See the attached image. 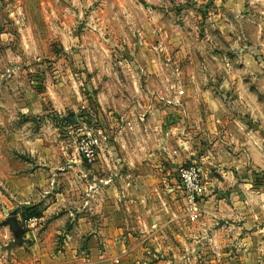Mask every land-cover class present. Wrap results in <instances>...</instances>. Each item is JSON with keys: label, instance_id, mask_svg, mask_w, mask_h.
I'll return each instance as SVG.
<instances>
[{"label": "crops", "instance_id": "0c3cea01", "mask_svg": "<svg viewBox=\"0 0 264 264\" xmlns=\"http://www.w3.org/2000/svg\"><path fill=\"white\" fill-rule=\"evenodd\" d=\"M211 1L207 18L233 40L229 49L245 67H264V0ZM237 20L254 28L256 42L223 33L224 21ZM163 33V42L137 46L144 59L123 62L131 94L123 108L107 109V139L92 163L77 151L65 157L62 140H17L0 126V219L13 213L23 221L32 209L44 218L23 233L29 264H194L197 257L198 264H264V124L223 101L208 70L197 76L187 43ZM176 71L186 118L153 96L169 91ZM189 163L204 180L193 211L176 174Z\"/></svg>", "mask_w": 264, "mask_h": 264}, {"label": "rangeland", "instance_id": "374dc122", "mask_svg": "<svg viewBox=\"0 0 264 264\" xmlns=\"http://www.w3.org/2000/svg\"><path fill=\"white\" fill-rule=\"evenodd\" d=\"M212 4L211 0H0L1 129L9 127L17 140L49 143L57 138L63 141L64 156L74 157L80 132L102 128L107 109L123 108L125 96L131 94L123 62L144 59L136 48L141 42H163L166 36L159 33L167 31L187 43L199 78L208 70L218 82L214 91L225 93L223 101L252 116L250 121L264 124V67H245L241 56L229 49L233 40L223 37L216 22L207 18L215 8ZM241 23L224 21L221 28L223 33L227 29L238 34L239 43L256 42L254 28L246 20ZM154 29L160 30L157 36ZM141 31L145 34L139 40ZM181 53L187 55L185 50ZM5 219H0V264H29L30 241L15 238L3 224ZM172 230L183 235L182 228ZM208 247L214 253L215 244ZM199 251L195 247L194 252ZM193 261L198 264L200 258Z\"/></svg>", "mask_w": 264, "mask_h": 264}, {"label": "built area", "instance_id": "2783aa9c", "mask_svg": "<svg viewBox=\"0 0 264 264\" xmlns=\"http://www.w3.org/2000/svg\"><path fill=\"white\" fill-rule=\"evenodd\" d=\"M174 81L168 86V90L159 91L153 94L154 100L164 104L179 108L184 118L188 115L182 103L183 86L180 81L178 72H175ZM185 120V119H183ZM185 123L184 121L182 122ZM107 139L106 133L101 127H88L80 132L76 144V151L79 157L87 163H92L98 156L100 144ZM178 179V188L182 192V196L186 202L185 208L188 210H196L195 203L199 197L203 195V175L196 163L180 164L176 168ZM44 224V218L41 215L31 214L22 221V227L25 230H38Z\"/></svg>", "mask_w": 264, "mask_h": 264}, {"label": "water", "instance_id": "95a60500", "mask_svg": "<svg viewBox=\"0 0 264 264\" xmlns=\"http://www.w3.org/2000/svg\"><path fill=\"white\" fill-rule=\"evenodd\" d=\"M3 224L8 225L15 238H21L23 234V228L19 225V222L15 215L6 217V219L3 221Z\"/></svg>", "mask_w": 264, "mask_h": 264}, {"label": "trees", "instance_id": "16d2710c", "mask_svg": "<svg viewBox=\"0 0 264 264\" xmlns=\"http://www.w3.org/2000/svg\"><path fill=\"white\" fill-rule=\"evenodd\" d=\"M31 214H37V215H39V213H35V212H34V213H33V212L28 213V215H31ZM24 232H25V229H23V233H24ZM17 239H19V240L21 239V240H22V236H21V238H17Z\"/></svg>", "mask_w": 264, "mask_h": 264}]
</instances>
